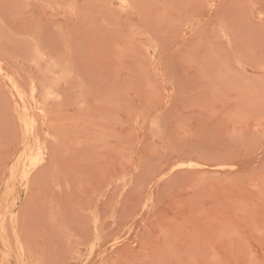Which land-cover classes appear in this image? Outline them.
Here are the masks:
<instances>
[{
  "label": "rangeland",
  "instance_id": "rangeland-1",
  "mask_svg": "<svg viewBox=\"0 0 264 264\" xmlns=\"http://www.w3.org/2000/svg\"><path fill=\"white\" fill-rule=\"evenodd\" d=\"M0 61L1 264H264V0H0Z\"/></svg>",
  "mask_w": 264,
  "mask_h": 264
},
{
  "label": "bare ground",
  "instance_id": "bare-ground-1",
  "mask_svg": "<svg viewBox=\"0 0 264 264\" xmlns=\"http://www.w3.org/2000/svg\"><path fill=\"white\" fill-rule=\"evenodd\" d=\"M0 62H1V61H0ZM2 64H3V62L0 63V65H2ZM0 70H1V69H0ZM4 73H5V72H4ZM12 74H13V73H12ZM11 77H13V76H11ZM7 78H9V77H7ZM3 79H4V78H3ZM13 80H15V79H12V78H11V81L14 82V83H16V82H15L16 80H15V81H13ZM3 81H4V80H3ZM18 82H19V81H18ZM18 82H17V84H18ZM6 85H7V84H6ZM19 85H20V84H19ZM15 86H16V85H15ZM34 87H35V86H34ZM20 90H21V89H20ZM31 90H32V88H31ZM31 90H30V91H31ZM17 91H18V90H17ZM25 91H26V90H25ZM32 91L34 92L35 89H33ZM11 92H12V91H11ZM19 92H20V91H19ZM21 92H22V90H21ZM35 92H36V91H35ZM15 94H16V93H15ZM22 94H23V92H22ZM30 94H31V93H30ZM26 95H29V94H26ZM33 95H34V93H33ZM34 96H35V95H34ZM21 97H23V96H21ZM27 97H28V96H27ZM27 97H26V98H27ZM29 97H30V95H29ZM23 98H24V97H23ZM21 99H22V98H21ZM34 99H36V98H34ZM34 99H33V100H34ZM15 100H16V99H15ZM22 100H23V99H22ZM33 100H32V101H33ZM28 101L30 102V100H28ZM34 101H36V100H34ZM18 103H19V102H18ZM35 107H36V106H35ZM37 107H38V105H37ZM35 109H36V108H35ZM22 110H23V109H22ZM24 111H25V110H24ZM29 113H30V112H29ZM22 114H24V113H22ZM22 114H21V117H22ZM30 115H31V114H30ZM33 116H34V115H33ZM19 117H20V116H19ZM24 117H25V116H24ZM31 118H32V116H31ZM19 120H20V119H19ZM22 120H23V119H22ZM36 120H37V118H36ZM27 121L29 122V119H28ZM27 121H25V122L27 123ZM32 121H34V120H32ZM20 122H21V121H20ZM34 122H35V121H34ZM37 122H38V120H37ZM23 123H24V120H23ZM26 123H25V125H28V123H27V124H26ZM30 123H31V122H30ZM33 124H34V123H33ZM36 126H37V125H36ZM25 127H27V126H25ZM27 128H28V127H27ZM35 128H36V127H35ZM33 129H34V127H33ZM36 129H38V127H37ZM26 131H27V129H26ZM33 131H34V130H33ZM36 131H37V130H36ZM28 133H29V132L27 131L26 134H28ZM41 149H42V147H38V148H37V151L39 152V156H40L41 160H40V161H37V162L34 163V166H35V167L38 166V165H40V164L44 161V157H43V153L41 152ZM29 157H30L29 154H25V155H24V162H25V164L29 162V160H30ZM26 173H27V171H26ZM26 173H25V174H26ZM26 176H27V175H26ZM0 257H1V256H0ZM1 258H2V257H1ZM2 259H4V258H2ZM0 260H1V259H0ZM4 260H5V259H4ZM1 261H2V263H3V260H1ZM0 264H1V263H0Z\"/></svg>",
  "mask_w": 264,
  "mask_h": 264
}]
</instances>
